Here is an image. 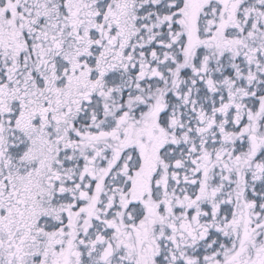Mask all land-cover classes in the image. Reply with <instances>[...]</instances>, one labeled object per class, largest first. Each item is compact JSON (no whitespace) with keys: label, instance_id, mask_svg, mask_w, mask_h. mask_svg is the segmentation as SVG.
I'll return each instance as SVG.
<instances>
[{"label":"snow or ice","instance_id":"1","mask_svg":"<svg viewBox=\"0 0 264 264\" xmlns=\"http://www.w3.org/2000/svg\"><path fill=\"white\" fill-rule=\"evenodd\" d=\"M0 264H264V0H0Z\"/></svg>","mask_w":264,"mask_h":264}]
</instances>
